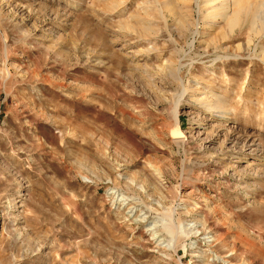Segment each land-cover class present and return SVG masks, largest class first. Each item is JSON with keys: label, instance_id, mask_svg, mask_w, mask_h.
<instances>
[{"label": "rangeland", "instance_id": "rangeland-1", "mask_svg": "<svg viewBox=\"0 0 264 264\" xmlns=\"http://www.w3.org/2000/svg\"><path fill=\"white\" fill-rule=\"evenodd\" d=\"M261 1L0 0V264H264Z\"/></svg>", "mask_w": 264, "mask_h": 264}, {"label": "bare ground", "instance_id": "bare-ground-1", "mask_svg": "<svg viewBox=\"0 0 264 264\" xmlns=\"http://www.w3.org/2000/svg\"><path fill=\"white\" fill-rule=\"evenodd\" d=\"M233 2H234V1H233ZM256 3H257V2H256ZM226 5H227V4H226ZM263 5H264L263 0H262L261 2H259V4L256 5V7H255V11L252 12V18H253V19H259V20H261V18H260V13H259V12H261L260 10H261V8H263ZM226 9H227V8H226ZM259 9H260V10H259ZM241 10H242V8L239 7L238 9L235 10V13H239ZM258 13H259V14H258Z\"/></svg>", "mask_w": 264, "mask_h": 264}]
</instances>
